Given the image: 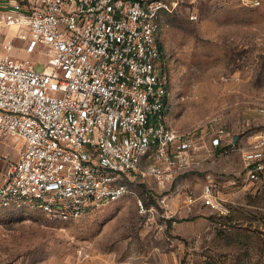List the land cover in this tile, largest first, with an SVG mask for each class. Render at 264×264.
Returning <instances> with one entry per match:
<instances>
[{
    "label": "built area",
    "instance_id": "obj_1",
    "mask_svg": "<svg viewBox=\"0 0 264 264\" xmlns=\"http://www.w3.org/2000/svg\"><path fill=\"white\" fill-rule=\"evenodd\" d=\"M174 7L163 0H0V30H24L29 56L45 57L38 69L11 55L13 38L3 42L0 142L24 145L16 159L0 154V209L76 220L136 181L164 188L205 157L236 151L246 177H260L264 135L243 145V135L235 142L224 127L204 134L166 122L171 78L160 18ZM215 188L209 179L203 204L218 207Z\"/></svg>",
    "mask_w": 264,
    "mask_h": 264
},
{
    "label": "rangeland",
    "instance_id": "obj_2",
    "mask_svg": "<svg viewBox=\"0 0 264 264\" xmlns=\"http://www.w3.org/2000/svg\"><path fill=\"white\" fill-rule=\"evenodd\" d=\"M163 1L175 4L160 18L171 78L166 122L204 134L224 127L243 145L264 135V0ZM27 58L45 67L44 56ZM11 140L13 155L24 142ZM209 179L218 207L202 201ZM0 264H264V172L249 180L236 151L205 157L164 188L136 181L76 220L0 209Z\"/></svg>",
    "mask_w": 264,
    "mask_h": 264
},
{
    "label": "crops",
    "instance_id": "obj_3",
    "mask_svg": "<svg viewBox=\"0 0 264 264\" xmlns=\"http://www.w3.org/2000/svg\"><path fill=\"white\" fill-rule=\"evenodd\" d=\"M19 30L20 29H18V27H8L7 29L4 30V32H2V35L0 34V57L4 56L7 53L6 50L3 49V42L4 40H7L9 38H13L14 40L15 47L11 51V55L13 57L18 59H25L27 56H29V54L25 50V41L21 37L17 38V36L22 35L25 31L20 30L22 31L21 34L16 33ZM11 141H12L11 138L8 137L0 142V154L8 155L11 159H16L18 157V152L21 148L18 149L13 155H10L7 150ZM3 164L4 162L0 161V166Z\"/></svg>",
    "mask_w": 264,
    "mask_h": 264
},
{
    "label": "water",
    "instance_id": "obj_4",
    "mask_svg": "<svg viewBox=\"0 0 264 264\" xmlns=\"http://www.w3.org/2000/svg\"><path fill=\"white\" fill-rule=\"evenodd\" d=\"M240 137V134H236L235 136H234V141L236 142L237 141V139Z\"/></svg>",
    "mask_w": 264,
    "mask_h": 264
},
{
    "label": "trees",
    "instance_id": "obj_5",
    "mask_svg": "<svg viewBox=\"0 0 264 264\" xmlns=\"http://www.w3.org/2000/svg\"><path fill=\"white\" fill-rule=\"evenodd\" d=\"M161 49H162V51L164 52V49H163V46H162V44H161Z\"/></svg>",
    "mask_w": 264,
    "mask_h": 264
}]
</instances>
